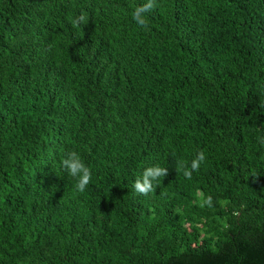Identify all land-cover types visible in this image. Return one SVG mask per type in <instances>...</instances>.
Returning <instances> with one entry per match:
<instances>
[{
    "label": "trees",
    "instance_id": "obj_1",
    "mask_svg": "<svg viewBox=\"0 0 264 264\" xmlns=\"http://www.w3.org/2000/svg\"><path fill=\"white\" fill-rule=\"evenodd\" d=\"M147 2L0 0V264H264V0Z\"/></svg>",
    "mask_w": 264,
    "mask_h": 264
},
{
    "label": "clouds",
    "instance_id": "obj_2",
    "mask_svg": "<svg viewBox=\"0 0 264 264\" xmlns=\"http://www.w3.org/2000/svg\"><path fill=\"white\" fill-rule=\"evenodd\" d=\"M154 7L153 0H148L146 4L138 7L135 11L134 19L143 26L146 23L144 14L149 12ZM85 20L84 15L78 19H74V24L81 23ZM258 143L264 145V136L258 137ZM206 156L203 151L197 153L196 157L192 159L190 169L180 162V167L184 171V175L191 178L192 172L198 170L201 164L205 161ZM62 167L67 174L76 180V188L83 192L91 181V170L82 160L80 155L76 152H69L62 161ZM168 173V169L159 165L149 166L144 168L141 176L134 182V189L141 195H148L155 191L158 181ZM203 205L212 206V198L208 197L203 201Z\"/></svg>",
    "mask_w": 264,
    "mask_h": 264
}]
</instances>
